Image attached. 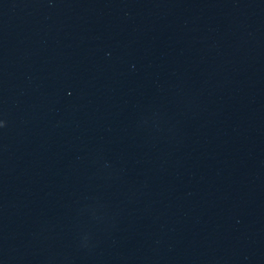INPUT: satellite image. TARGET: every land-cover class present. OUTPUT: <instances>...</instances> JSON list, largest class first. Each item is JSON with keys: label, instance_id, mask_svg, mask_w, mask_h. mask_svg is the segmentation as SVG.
Here are the masks:
<instances>
[{"label": "water", "instance_id": "water-1", "mask_svg": "<svg viewBox=\"0 0 264 264\" xmlns=\"http://www.w3.org/2000/svg\"><path fill=\"white\" fill-rule=\"evenodd\" d=\"M0 264H264V0H0Z\"/></svg>", "mask_w": 264, "mask_h": 264}, {"label": "clouds", "instance_id": "clouds-1", "mask_svg": "<svg viewBox=\"0 0 264 264\" xmlns=\"http://www.w3.org/2000/svg\"><path fill=\"white\" fill-rule=\"evenodd\" d=\"M6 121L0 120V127H3L5 125Z\"/></svg>", "mask_w": 264, "mask_h": 264}]
</instances>
